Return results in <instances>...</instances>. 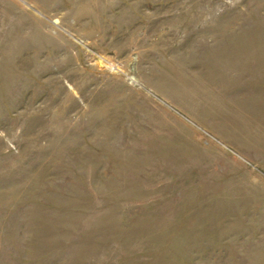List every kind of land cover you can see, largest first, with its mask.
<instances>
[{"label": "rangeland", "instance_id": "1", "mask_svg": "<svg viewBox=\"0 0 264 264\" xmlns=\"http://www.w3.org/2000/svg\"><path fill=\"white\" fill-rule=\"evenodd\" d=\"M0 264H264V0H0Z\"/></svg>", "mask_w": 264, "mask_h": 264}]
</instances>
